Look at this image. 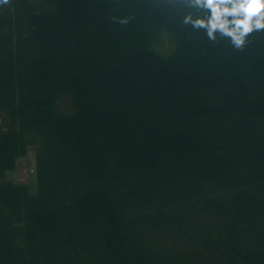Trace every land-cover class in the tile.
<instances>
[{"label":"trees","instance_id":"trees-1","mask_svg":"<svg viewBox=\"0 0 264 264\" xmlns=\"http://www.w3.org/2000/svg\"><path fill=\"white\" fill-rule=\"evenodd\" d=\"M187 3L0 0V264H188L173 227L264 264V33L211 40ZM32 146L36 192L5 178Z\"/></svg>","mask_w":264,"mask_h":264},{"label":"clouds","instance_id":"clouds-1","mask_svg":"<svg viewBox=\"0 0 264 264\" xmlns=\"http://www.w3.org/2000/svg\"><path fill=\"white\" fill-rule=\"evenodd\" d=\"M187 6L198 12L185 14L183 23L204 29L211 40L228 37L242 50L250 33H264V0H188Z\"/></svg>","mask_w":264,"mask_h":264},{"label":"rangeland","instance_id":"rangeland-1","mask_svg":"<svg viewBox=\"0 0 264 264\" xmlns=\"http://www.w3.org/2000/svg\"><path fill=\"white\" fill-rule=\"evenodd\" d=\"M180 9H176V12L179 11ZM72 38H69V42L72 43V45L69 47V49H79V47H77L76 42L73 41ZM157 41V45L158 48L163 50L166 53L171 52L174 49V43H173V39L172 37H170L169 35H164V37L160 38V40H156ZM81 50V49H80ZM231 50V49H230ZM233 52V51H232ZM47 60V59H46ZM45 60V62H46ZM243 60H246V57H243ZM249 61V60H246ZM240 65H243V67H247V64L245 65V63H242ZM85 67V66H84ZM61 110L63 111H71L72 110V103L69 102L68 96L64 95L61 101ZM17 119H14L13 121H16ZM6 121L3 120L2 123H5ZM7 123V122H6ZM237 139L239 141H245L243 136H237ZM206 159H205V157ZM208 153L203 155H199L195 158V160L201 164V163H205L207 164H211L209 161H207V159H209V157L207 156ZM178 158V157H176ZM176 160H180L176 159ZM216 160V159H214ZM218 162V161H216ZM218 164H221L220 162H218ZM223 164L226 165L225 162H223ZM214 166H217V163H215ZM189 167V166H188ZM228 167L230 168H224L222 170H218L221 174L223 173H228L232 170V167L230 165H228ZM217 168V167H216ZM152 173L154 171H151ZM210 172V171H208ZM5 178L10 180L13 184L15 185H29L31 188L32 192H36L37 191V187H38V180H37V174H36V149L34 146L29 147L27 150L26 155H22L20 156L16 162H15V167L9 171H7ZM3 180L2 177H0V182ZM89 183V181H88ZM167 183L169 184V182L167 181ZM162 187L160 186V190L156 189L157 191H161ZM173 191H176V187H173L172 189ZM87 205V204H86ZM96 205V203H95ZM94 205V206H95ZM96 207V206H95ZM149 222V220H148ZM149 224V223H148ZM54 230H56V227L54 228ZM53 230V231H54ZM183 231H186L188 234L193 233L196 228L193 227H189V228H182ZM52 231V232H53ZM51 232V233H52ZM246 232V231H245ZM214 234H216L217 236H220L222 238V234L220 235L219 232H213ZM199 234H202L201 231H199ZM169 241H167L166 237L164 236V238L162 239V242L166 243L167 245L176 248V253H178L182 257V261L187 262L188 264H220L219 261H215V260H209L207 262H204V258H203V254H197L196 251V244L198 243H194L191 242L190 244L186 243V241L183 239V237L181 239V233L179 231L178 228L173 227L171 230H169ZM209 236H213V234H210ZM201 241H205L206 243H201L202 245H204V247H206L208 250H214L215 251V246L213 245H209L210 243V239L208 238V236L205 237H201L200 238ZM197 254V257H196ZM220 260H224L220 258ZM242 262H240V260L236 261V264H241Z\"/></svg>","mask_w":264,"mask_h":264}]
</instances>
